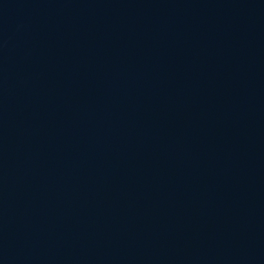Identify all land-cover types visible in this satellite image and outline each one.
Masks as SVG:
<instances>
[{
	"label": "water",
	"instance_id": "1",
	"mask_svg": "<svg viewBox=\"0 0 264 264\" xmlns=\"http://www.w3.org/2000/svg\"><path fill=\"white\" fill-rule=\"evenodd\" d=\"M0 264H264V0H0Z\"/></svg>",
	"mask_w": 264,
	"mask_h": 264
}]
</instances>
